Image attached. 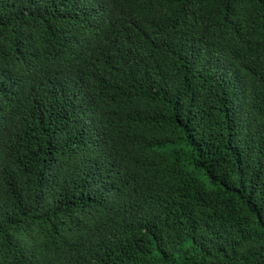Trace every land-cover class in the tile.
<instances>
[{"label":"trees","instance_id":"trees-1","mask_svg":"<svg viewBox=\"0 0 264 264\" xmlns=\"http://www.w3.org/2000/svg\"><path fill=\"white\" fill-rule=\"evenodd\" d=\"M0 264H264V0H0Z\"/></svg>","mask_w":264,"mask_h":264}]
</instances>
